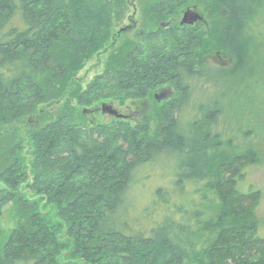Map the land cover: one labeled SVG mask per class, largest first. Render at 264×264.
<instances>
[{"label":"trees","instance_id":"1","mask_svg":"<svg viewBox=\"0 0 264 264\" xmlns=\"http://www.w3.org/2000/svg\"><path fill=\"white\" fill-rule=\"evenodd\" d=\"M126 2L0 0V264H264L261 195L249 171L257 151L213 129L222 104L212 93L195 103V122L179 118L194 83L260 78L264 0L206 4L205 48L218 42L234 63L217 70H200L205 34L176 15L169 28L158 23L118 48L134 26L110 41L112 4L121 18ZM185 3L158 2L155 21ZM112 49L83 90L77 73ZM169 82L179 99L163 101L156 134L127 119L82 128L73 108L39 126L30 121L68 93L79 105L124 103L153 97ZM90 131L105 141L78 134ZM7 207L17 221L4 231Z\"/></svg>","mask_w":264,"mask_h":264},{"label":"rangeland","instance_id":"2","mask_svg":"<svg viewBox=\"0 0 264 264\" xmlns=\"http://www.w3.org/2000/svg\"><path fill=\"white\" fill-rule=\"evenodd\" d=\"M161 1L162 0H127L126 5L123 6L124 16L121 18L117 16L116 13L118 9L115 3H113L112 8L116 13H114L112 16V26L109 30L110 41L112 37L118 34L120 29L134 26L133 31H130L129 34L119 37L117 45L119 48L127 41L134 40L137 34L143 29H146V31H153L157 28L156 24L158 23L161 25V27H163L162 23H171L172 21L170 19L172 16L176 15L174 18L175 22L180 23L184 17V13L187 10H190L197 12L204 17L203 22H198L192 26L195 28L198 26L199 31L205 34L203 39L201 38L196 51H198L200 54L202 53L201 51L203 49H207L205 48V41L207 40L208 35L211 36V32L207 33V31H209L210 20L208 19L206 11L209 8L211 11L212 6H207L206 4L212 0H185V6L178 9V12L169 10L168 18L163 17L161 21L159 20L156 22L154 13H152L151 9ZM170 1L171 0H169V2ZM215 39L219 41L217 37H215ZM108 44H110V42H108ZM214 44H216V46ZM213 45L214 47H209L204 53L200 54V58H202L203 61V64L199 67L200 70L204 69L205 67L212 68L214 70L222 67H232L234 64L233 58L226 54L218 42L213 43ZM112 51L113 49L109 51V53L103 55L95 54L88 59L83 69L77 73V76L85 81V84L82 85L83 90L87 89L86 82L92 81L97 74H100L104 71L108 57ZM258 61L263 64L264 54L262 58L258 59ZM258 76L260 78L257 79L256 83L252 82L251 75H238L235 77L230 76L228 78L222 77L221 82L217 83L216 86L215 83H212L213 81L209 83L204 81H201L200 83H194L192 86L195 90L193 91L189 102H186V104L182 106L179 118L183 124L195 122V118H193L195 103H197L200 99L205 98L209 93H212L215 98H220L222 107L218 119L216 122L212 123L213 129L218 131L222 135L223 139L233 138L235 144L253 147L258 153V159L256 163L251 166L249 171L251 182L260 191L261 197L258 215L264 222V70L259 72ZM242 80L244 81L242 82ZM161 89H166L169 91V96L171 99L168 98L167 101H177L179 99L178 92L176 91L173 82L166 83L165 85L157 88L153 97L135 101L126 100L124 103L115 101L113 99H103L96 101L92 105H79L76 99L68 96L70 95L68 93L66 99H62L61 103L58 105L53 104L49 109H43V106L48 105L47 103L39 107V111L37 112L38 116L36 115L35 118L30 121L31 124L33 123L39 126L41 124L48 123L46 120L58 119L59 116L69 108L74 109V121L82 128L95 129L96 127H100L101 125L105 124L112 126L114 124V120H123L102 113V104L106 103L113 105L117 110H119L120 113L128 116L127 120L131 121L133 125H144L143 127H147L148 132L151 134H156L160 125L164 121V119H161L157 113L160 108L162 109L166 102H159L156 99V93ZM167 107L169 108V104H167ZM167 107H164V112L169 113V109ZM85 110H93L94 112L84 113ZM197 116L198 118H201L202 115L198 114ZM146 117L149 118L148 122H145L146 120L144 118ZM78 134L80 137L85 134L88 140L82 137L81 139L90 143H93L94 141L101 143L103 139L105 141V138L102 135L101 138L98 139L97 134L92 133L91 131L89 133L79 132ZM94 136L97 139H93ZM106 140L109 139L106 138ZM161 179L162 178H156L153 183H157ZM0 187L3 186L0 184ZM150 198L151 195L148 197V199ZM12 211L13 210H11V207H7L4 215L2 216L1 227L4 231L15 228L17 220L16 217L13 216Z\"/></svg>","mask_w":264,"mask_h":264},{"label":"water","instance_id":"3","mask_svg":"<svg viewBox=\"0 0 264 264\" xmlns=\"http://www.w3.org/2000/svg\"><path fill=\"white\" fill-rule=\"evenodd\" d=\"M203 21H204V17L202 15H200L197 12L187 10L184 13V17L180 21V24L182 26H184V25L193 26L196 23L203 22ZM170 25H171V23H162L163 27H169ZM129 28H131V27L123 28L122 31L124 32ZM168 98H170L168 90L161 89V90L157 91L156 99L159 102L167 100ZM101 111H102V113L108 114V115L115 117L117 119H128V116L120 113L119 110H117L113 105H110V104H106V103L102 104ZM92 112H94V111L93 110H85L84 111V113H92Z\"/></svg>","mask_w":264,"mask_h":264},{"label":"flooded vegetation","instance_id":"4","mask_svg":"<svg viewBox=\"0 0 264 264\" xmlns=\"http://www.w3.org/2000/svg\"><path fill=\"white\" fill-rule=\"evenodd\" d=\"M130 27H133V26H130Z\"/></svg>","mask_w":264,"mask_h":264}]
</instances>
